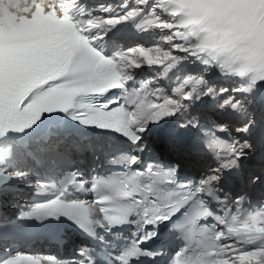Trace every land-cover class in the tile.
<instances>
[{"label":"snow or ice","instance_id":"1","mask_svg":"<svg viewBox=\"0 0 264 264\" xmlns=\"http://www.w3.org/2000/svg\"><path fill=\"white\" fill-rule=\"evenodd\" d=\"M125 25L151 34L150 43L116 42L112 34ZM189 61L204 71L218 70L236 86L217 87L199 70L186 74ZM144 68L152 75L137 87L136 70ZM170 73L176 83L172 95L150 88L161 79L172 80ZM207 100L225 115L240 117L235 132L264 138V116H255L264 113V0H120L97 6L83 0H0V191L24 181L36 197L0 224V264H59L52 256L13 255L12 248L24 235V221L62 218L104 244V237L95 234L97 226L111 232L130 216L138 217L130 243L115 249L104 244L99 261L81 247L82 259L72 264H131L156 257L164 254L162 248L143 247L159 235L147 226L170 223L180 213L184 223L172 226L183 231L191 225L186 234L191 243L170 264H264V203L242 209L241 196L233 201V212L215 187L223 170L238 168L248 155L253 147L248 139L240 143L217 135L229 133L230 124L223 121L204 129L200 143L224 160L199 180L180 178L178 164L146 163L140 155L150 126ZM61 121L68 126L63 136L49 140V125L59 128ZM177 126L200 127L194 116ZM83 129L114 133L125 141L126 148L113 146L109 153L111 163L123 166L122 173L86 181L79 170L62 174L63 179L52 172L37 176L35 184L28 181L36 173L22 165L18 151L33 160L55 153L71 167L69 148L98 149L91 142H69ZM61 144L66 147L58 151ZM260 179L253 177V183ZM89 193L91 200L80 198ZM210 201L222 205L223 214ZM207 218L214 222L201 227L198 222Z\"/></svg>","mask_w":264,"mask_h":264}]
</instances>
